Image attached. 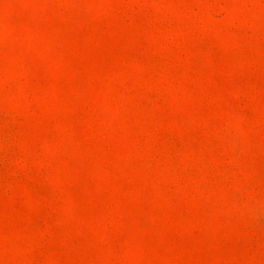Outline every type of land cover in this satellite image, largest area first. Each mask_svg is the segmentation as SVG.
I'll use <instances>...</instances> for the list:
<instances>
[{
  "label": "rangeland",
  "instance_id": "1",
  "mask_svg": "<svg viewBox=\"0 0 264 264\" xmlns=\"http://www.w3.org/2000/svg\"><path fill=\"white\" fill-rule=\"evenodd\" d=\"M0 264H264V0H0Z\"/></svg>",
  "mask_w": 264,
  "mask_h": 264
}]
</instances>
